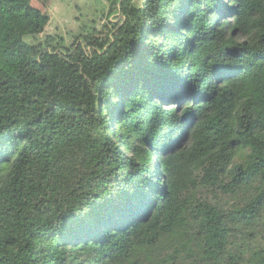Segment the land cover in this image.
<instances>
[{
	"label": "trees",
	"instance_id": "16d2710c",
	"mask_svg": "<svg viewBox=\"0 0 264 264\" xmlns=\"http://www.w3.org/2000/svg\"><path fill=\"white\" fill-rule=\"evenodd\" d=\"M108 1L0 0V264H264V0Z\"/></svg>",
	"mask_w": 264,
	"mask_h": 264
},
{
	"label": "rangeland",
	"instance_id": "374dc122",
	"mask_svg": "<svg viewBox=\"0 0 264 264\" xmlns=\"http://www.w3.org/2000/svg\"><path fill=\"white\" fill-rule=\"evenodd\" d=\"M32 3L49 16L43 34L61 35L68 43L78 34L105 32L110 20H115L114 15L108 16V0H32ZM154 256L155 253L151 255L153 261Z\"/></svg>",
	"mask_w": 264,
	"mask_h": 264
}]
</instances>
